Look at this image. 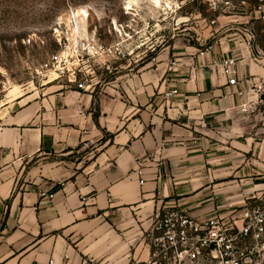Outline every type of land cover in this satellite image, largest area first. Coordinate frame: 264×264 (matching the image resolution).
<instances>
[{
  "label": "crops",
  "instance_id": "obj_1",
  "mask_svg": "<svg viewBox=\"0 0 264 264\" xmlns=\"http://www.w3.org/2000/svg\"><path fill=\"white\" fill-rule=\"evenodd\" d=\"M227 56L243 59L236 85L209 66ZM163 58L94 92L22 97L0 117V264H145L163 208L227 216L264 191V120L242 111L258 99L249 89L264 80V49L215 47L207 66L177 72ZM95 142L93 157L68 160Z\"/></svg>",
  "mask_w": 264,
  "mask_h": 264
},
{
  "label": "rangeland",
  "instance_id": "obj_2",
  "mask_svg": "<svg viewBox=\"0 0 264 264\" xmlns=\"http://www.w3.org/2000/svg\"><path fill=\"white\" fill-rule=\"evenodd\" d=\"M128 2L133 9L126 8ZM257 4L258 0H161L160 6L154 0H0V117L18 110L22 97L76 89L67 79L54 80L43 66L52 55L70 54L89 38L108 46L120 44L126 55L111 63L110 71L97 70V89L113 81L117 71L156 63L162 54L165 70L174 59H179L181 70L207 66L196 56L209 45L216 51L229 44L238 53L246 47L257 53L264 49V19L255 11ZM78 9L88 16H75ZM165 93L163 102L169 107L173 97L167 99ZM98 148L99 142L90 143L67 158L87 161Z\"/></svg>",
  "mask_w": 264,
  "mask_h": 264
},
{
  "label": "built area",
  "instance_id": "obj_3",
  "mask_svg": "<svg viewBox=\"0 0 264 264\" xmlns=\"http://www.w3.org/2000/svg\"><path fill=\"white\" fill-rule=\"evenodd\" d=\"M254 8L264 19V0H258ZM213 50V45L200 50L197 61L208 59ZM125 56L120 44L108 46L89 38L71 49L70 54L52 55L43 69L47 74L55 75L54 80L67 79L77 90L94 92L98 85L94 81L97 70L110 71L111 63L121 61ZM178 60L170 62L168 71H179ZM242 60L227 56L212 59L209 66L221 68L227 84L236 85ZM250 92L258 99L243 104L242 111L254 105L264 120V80L254 78ZM177 94L174 88L166 91L165 96L170 99ZM237 94L245 96L241 90ZM79 113L83 114V109ZM140 183L143 185L144 180ZM40 195L54 199V194L44 190ZM145 237L151 248V259L146 264H264V191L250 196L242 207L233 209L227 216L214 213L200 217L183 209L165 207L155 216Z\"/></svg>",
  "mask_w": 264,
  "mask_h": 264
},
{
  "label": "bare ground",
  "instance_id": "obj_4",
  "mask_svg": "<svg viewBox=\"0 0 264 264\" xmlns=\"http://www.w3.org/2000/svg\"><path fill=\"white\" fill-rule=\"evenodd\" d=\"M155 1V4H157L158 6L161 5V0H154ZM168 7H170V3L168 2L167 5ZM127 9H133V3L132 2H128V6L126 7ZM75 16L77 17H80V15H85V16H88V13L86 10L84 9H78L75 13H74ZM75 32L77 31V27H75Z\"/></svg>",
  "mask_w": 264,
  "mask_h": 264
}]
</instances>
